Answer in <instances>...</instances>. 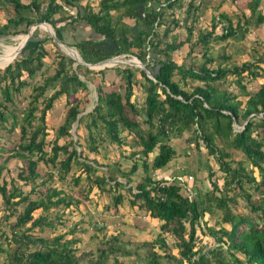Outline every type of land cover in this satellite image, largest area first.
<instances>
[{"label":"trees","instance_id":"16d2710c","mask_svg":"<svg viewBox=\"0 0 264 264\" xmlns=\"http://www.w3.org/2000/svg\"><path fill=\"white\" fill-rule=\"evenodd\" d=\"M78 1L0 0L1 6L5 4L11 10L0 25V36L25 33L29 25L44 22L61 42L73 46L84 62L96 63L110 56L130 54L145 64L153 78L138 69L142 77L138 81L128 66L109 67L108 74L103 71L106 68L95 70L99 74L91 79L96 92L95 105L90 111L78 115L82 109L76 93L86 90L81 100L88 102L86 81L89 78L84 76L94 71L82 64L73 67L74 60L61 54L53 42L54 58L47 61L49 51L44 44L50 41V36L44 34L38 38L34 35L29 52H19L10 62L5 59L8 63L0 68V127L6 128L5 123L8 122L7 129L16 128L19 134L15 148L10 149L9 156L4 159L17 157L24 165L14 177L7 179L1 176L5 165L0 163V197L6 208L13 206L10 214L15 213V220L9 224L8 234L16 244L10 252L0 248L5 251L3 264H103L110 256L116 263L118 255L130 254L128 248L115 241V236L98 241L94 252L75 246L80 237L66 238L65 234H74L76 223L66 233L51 237L30 232L35 227L42 230V227L50 225L46 215L33 217L34 210L44 211L57 205L67 208L76 203L77 198L54 184L43 187L44 180H40L41 186L37 190L30 189L36 193L35 198H30L15 185V180L26 183L41 177L39 163L53 165L59 151L66 153L58 161L56 169L59 172L57 177L63 180L69 172L71 159H78L79 153L71 140L70 150L66 144L58 145L56 141L62 136H70L69 129L74 122L77 123L76 128L80 124L86 128L90 152H97L94 143L99 140L113 142L117 146L126 144L121 136L123 131L132 135V143L139 148L129 153L132 161L128 170H120L119 173L130 181V175L140 169V178L133 186H127L130 192L128 206L146 210L151 218L160 222L159 234L150 242L137 245L148 249L144 264H163L161 258H172L177 264H264V83L247 94L243 103L236 94L214 85V82L225 81L227 75H232L244 90L240 84L244 77L264 78V68L257 66L258 63L264 65V53L254 61H244L231 67L206 66L212 61L208 55L209 40L242 37L249 25L264 24V14L257 8L259 0H249L246 6L249 14H242L234 24L226 14L220 13L219 20L225 21L226 25L215 36L214 25L210 30H197V35L193 36L194 27L187 18H195L196 6L194 0H187L181 22L187 33L185 39L177 43L164 39L171 31L168 24L178 25L177 18L171 13L179 0H98L96 9L89 1L83 6L77 5ZM161 2H164L163 6ZM71 7H75L73 14L54 16L65 10L69 12ZM122 17L133 19V24L124 23ZM165 17L169 20L165 21ZM118 22L121 27L116 26ZM82 23L90 32L74 38ZM162 24L164 29L159 33L156 29ZM192 37L193 42H190ZM185 42H190V46H201V61L184 66L172 60L171 52ZM10 52L8 49L2 51L3 54ZM188 52H191V47ZM79 72L85 80L79 78ZM116 76H119V81L113 88ZM186 78L195 80L197 84L191 89L181 87L185 82L182 80ZM25 86H30V92L25 106L17 113L16 101ZM137 90L143 95L140 106L134 100ZM46 91L50 93L46 94ZM61 95L72 96L73 100L67 99L70 105L50 142L46 138L45 112ZM233 124L242 127L233 132ZM184 132L189 133L187 141L193 143L194 148L202 145L206 154L213 157L221 172V186L212 179L214 170L211 167H207L206 172L209 188L202 193L195 191L191 196L180 193L178 180L172 178L166 182L160 177L158 170L165 167L175 154L169 139ZM216 139L221 146L216 144ZM228 149L240 152L243 158L234 160ZM134 156L138 157L135 159ZM246 163L250 167H246ZM80 165L89 180L95 165L85 162ZM254 169L258 180L252 175ZM103 173L90 180L99 191L104 190L102 186L106 183L121 185L110 172L108 175ZM47 176L51 177V174ZM79 178L80 173L72 176L77 189ZM111 186L107 185V189ZM81 189L78 192L84 191ZM85 189L84 198L89 186ZM122 194L117 192L113 195L114 209L120 205ZM204 215L213 217L214 224L207 225L208 219ZM19 227L23 230H18ZM162 233L174 238L172 246L176 247L177 256L169 252L170 245ZM205 234L212 243H200L198 235L203 237ZM2 235L5 237L7 233L2 232ZM95 253L97 257L93 259Z\"/></svg>","mask_w":264,"mask_h":264},{"label":"rangeland","instance_id":"374dc122","mask_svg":"<svg viewBox=\"0 0 264 264\" xmlns=\"http://www.w3.org/2000/svg\"><path fill=\"white\" fill-rule=\"evenodd\" d=\"M97 1L98 0H89V2H91L92 4L93 2H96V4L92 5L95 9L97 7ZM235 1L238 0H221L218 4L215 3V5L212 4V2H215L214 0H207L206 3H194L193 1V4L196 6V9L194 11L195 18H187V22H191L194 27L192 31L193 36L197 35V30H210L212 25H214L213 35L215 36L220 34L223 31L222 26L226 25L225 21L219 20L220 13L226 14V16L231 19L232 24H234L236 22V19L240 18L242 14L247 16L249 14V9L246 6L249 0H239L237 4L235 3ZM82 2L84 3L86 1L82 0ZM259 4H261L262 6L261 10L264 11V0H259ZM3 5L4 6L0 5V25L5 22L6 16L8 15L7 12L8 10H10V6L8 7L7 5L5 6V4ZM185 7L186 1L185 3H179L178 1L174 5L173 13L171 14L175 18H177L178 25L173 26L171 25V23L168 24V28L171 29V31L166 35L164 39L167 42L174 41L177 43L185 39L187 32L184 29L183 23H181L183 22V18L185 16ZM65 11L66 13L68 12L67 10ZM60 15H62V13H58L54 16L57 17ZM164 20L168 21L169 18L165 17ZM126 23L133 24V20H126ZM116 26L121 27L122 24L118 22ZM163 29L164 24L160 25L156 30L161 33ZM76 30L77 31L74 34V38H78L80 34H82L78 29ZM89 32L90 30L88 31V28H86L85 34L87 35ZM238 33H240V31H237V34ZM44 34L50 36L48 32H46L40 25L31 28L30 36L27 38L24 46L19 52H29V49L33 45V36L36 35L38 38H40ZM21 38L22 37L19 35L18 39L6 38L0 42V53H2L3 49H8L11 51L7 54H0V68L6 65L5 59H11L12 55L15 52L14 49L19 44ZM193 38L194 37L191 38L192 40H190V42H193ZM190 42L181 44L177 49L171 52V58L177 64L188 66L190 64H196V62L201 61V46L196 44L190 46ZM44 46L49 51V59L46 60L48 61L53 59L55 46L52 44V40L50 39V41H46ZM68 46L76 51L73 46ZM208 46V55L212 58V61L206 65L209 68H215L217 65L231 67L234 65H239L244 61H254L264 53V24L260 23L257 25H249L247 31L243 34L242 37H239V35H237L236 38L228 37L224 40H209ZM190 47L191 52H188ZM57 48L61 54L67 56L66 52H68V50L64 51L61 46H57ZM132 57L130 56V54H124L120 55L118 59L128 60ZM118 59H116V61ZM130 61L132 65L126 63H117L106 67L101 65L90 67V69L93 70L94 73H86V76H84L89 78V80L86 81L88 87V102L84 103L83 99L81 100V97L83 96V93L86 92V90H81L80 92L76 93V98H79L81 101L79 103V108L82 109V111L78 115L90 111V109L95 105L96 92L91 81L93 77L99 76V74L95 70L102 69L103 67L106 68L103 71H109V67H113L115 65H118L121 68L124 66H128L130 71L134 74L135 78H137L138 81L142 80V77L138 72V69L140 68L137 67L140 64L135 58L131 59ZM74 66L75 63H73V67ZM257 66H259L260 69L264 68V65L262 63H258ZM51 67L52 66H50V68ZM51 71L52 69H50L49 72ZM242 74L244 75L245 73ZM78 76L80 79L85 80L80 72L78 73ZM176 78L177 76L174 77V79ZM118 81L119 78L114 79L113 88L116 87L115 85ZM182 81L185 82L183 84L181 83V87L186 89H191L193 85L197 84L195 80L188 78L183 79ZM261 83H264V78H249L246 76L240 81V84L244 86V90H241L239 84L236 83L235 77L232 75H227L225 81H216L214 82V85L218 86L220 89H227L228 91L236 94V98L239 99L241 103H243L246 99L247 94H251L258 88L259 84ZM29 92L30 86H25L21 89L20 95L16 101V105L18 108L17 113L19 109L25 106ZM45 93L49 94L50 91H46ZM68 98L65 95L57 97L52 101L51 108L45 112L44 120L47 128L46 138L47 140H50V142L55 134L57 127L62 123L66 110L70 105L69 103H67V99L70 101L73 100L72 96ZM142 98L143 95L140 94L138 90L134 92V100L137 106H140ZM5 125L6 128L0 127V163H4L5 165L1 171V176L8 179L9 177L15 176L16 171L24 165V162L17 157L4 159L5 157L9 156L8 154L10 152V149L15 148V145L17 144V137L19 134L16 128L7 129L9 128L8 122H6ZM76 125L77 123L74 122L72 127L69 129L70 136H62L56 141L58 145L66 144L67 150H70L72 146L69 145V142L71 140L72 143H75L74 146L77 150V153H79L78 159H71L69 172L66 173V175L63 177V180L57 177L59 172L57 173L56 171V169L58 168V161L60 159L62 160L66 155V153L63 151L58 152L53 165L47 163V165L44 166L43 164L39 163L38 169L41 172V177H36L32 181L26 183H24L22 180H15V185L22 192L27 193L30 198H35L36 193L31 192L30 189L37 190V188L41 186L40 180L45 181L43 187L54 184L56 188L63 189L64 192L69 196L77 198V202L73 203L72 206L67 208L63 207L62 205H57L51 206L44 211H42L41 209L34 210L32 212L33 217H36L38 215H46V220L50 222V225L42 227V230H38L37 227H35L34 230L30 232L34 235L51 237L58 233H66L70 229V226L73 223H76L75 233L65 234L66 238L72 236L80 237V242L78 244L76 243L75 246H78L79 248H83L85 250L91 249L94 252L95 246L98 244V241H103L110 236H115V241L118 243H122L130 251L129 255H118V262L116 263L121 262V264H144V255L148 249L147 247H139L137 245L140 242H150L151 240H153L159 234L158 232L160 222L157 221L158 223L155 222L152 224V219L149 216L148 211L139 209L138 207L128 206L130 192L127 191V186H133L136 180L140 178V169L130 175V181H126V179L124 177H121L119 173L120 170H122L123 172L128 170L132 161L129 153L132 150H137L139 148L136 147L134 143H132V135L126 134V131H123L121 133V136H123V140L126 142V144L117 146L116 143H109L107 141L99 140L94 143V145L97 146V152H90L87 147L88 140L86 138V128L83 126V124L78 125L77 128ZM142 127H144V125ZM238 129L239 127L234 125L232 131L234 132ZM93 133L94 135L96 134L94 131ZM188 136L189 133L184 132L181 136H172L169 139V143L174 148L175 154L165 167L158 170L160 172V176H166L168 179L174 178L175 180L181 182V194H185L187 188L193 194L195 193V191L202 193L205 189L209 188L206 172L207 167H211V169L214 170L212 179L216 180L217 184L221 186V172L219 171L217 164L213 160V157L206 154V151L202 145H200L199 148H194L193 143L187 141ZM215 142L218 146L222 145L218 139H216ZM46 149L48 150L49 147ZM228 150H230V155L234 160L243 158L240 152L231 149ZM148 156V159L151 158V154ZM137 157L138 156H134L135 159ZM6 160L8 161L5 162ZM81 162L95 165L96 169L94 172H90L89 180H87L85 177L84 169L81 168L80 165ZM246 167H250V165L246 163ZM103 171L107 175L110 172L116 178V180L120 182L121 185L111 186L112 183H106L102 186L104 190L99 191V189L94 185V182L90 180L94 177V175L102 176L104 174ZM78 173H80V178L77 181V184L80 190H82L81 188H83V190L86 191V186H89V191L86 194V198L82 197L86 192H80V190L78 192L79 188L77 189L72 179V176H75ZM47 174H51V177H48ZM252 175L256 180L259 179L255 169L252 171ZM107 185H110L111 187L107 189ZM117 192H119L120 194L123 193V199L121 200L120 205L116 207L117 209H114L112 206V197L114 194H117ZM254 197L256 198V195H253V198ZM238 204H240L239 201ZM12 207L9 206V208H6V205L3 204V201L0 197V235L2 232L7 233L5 237L3 235L0 236V248H3V250H7L9 252L12 251L16 245L13 241H11V238L8 234L10 233L9 224L15 220V213L10 214V210L12 209ZM16 208L19 209L20 207L16 206ZM238 210H240V207H238ZM204 218L208 219L207 225L214 224L215 222V219H213V217L208 218L207 215H204ZM96 221L99 222L97 229L95 225ZM18 230H23V228L19 227ZM162 235L165 238V241H167L170 245L168 248L169 252L174 257L177 256V249L176 247L172 246L174 238L167 233H162ZM198 238L201 240V244H206L208 241L212 243V241L209 240V236L206 234L203 235V237H199L198 235ZM154 250L162 254L160 250L155 248ZM4 252L5 251H2V249H0V264H3L5 256ZM95 257H97V253L93 255V259ZM160 261L163 264H177L176 260L172 258H161ZM116 263H114L113 257L110 256L103 264ZM81 264L86 263L83 262ZM183 264L185 263L183 262Z\"/></svg>","mask_w":264,"mask_h":264},{"label":"water","instance_id":"95a60500","mask_svg":"<svg viewBox=\"0 0 264 264\" xmlns=\"http://www.w3.org/2000/svg\"><path fill=\"white\" fill-rule=\"evenodd\" d=\"M37 25H40L41 27H43L44 28V30L46 31V32H48V34L50 35V37H51V40H52V42L53 43H55L58 47H64V48H67L69 51H71V53H73V55H70V54H67L66 53V55L68 56V57H70L71 59H73L74 60V62H75V64H82V65H84V66H86V67H88V68H90V67H93V66H95V65H97V66H111V65H114V64H117V63H126V64H129V65H132V63H131V59H128V60H120V59H118V57L120 56V55H122V54H119V55H115V56H110V57H108V58H105V59H102V60H100V61H98V62H96V63H86V62H84L82 59H81V57L78 55V53L74 50V49H72L70 46H68V45H66L65 43H63V42H61L54 34H53V32L51 31V29L47 26V24L46 23H44V22H40V23H33V24H31V25H29L28 27H27V29H26V32L25 33H19V34H14V35H5V36H1L0 38H2V37H8V39H13L15 36H17V35H20V34H24L25 36H26V39L25 40H23L22 42H20L18 45H17V50H16V52L14 53V55H12V57H11V59L9 60V61H11L17 54H18V52L21 50V48L24 46V44H25V42H26V40H27V38L30 36V32H31V28H33V27H35V26H37ZM133 58H135L137 61H138V63L140 64L139 66H137L138 68H140L145 74H146V76L147 77H149V78H153L152 77V73L150 72V70L145 66V64L143 63V62H141L139 59H137L136 57H133ZM116 59H118L117 61H116ZM8 61V62H9ZM8 62H6V64L8 63ZM78 117V116H77ZM233 126H234V124H233ZM242 126H240L239 128H241Z\"/></svg>","mask_w":264,"mask_h":264},{"label":"crops","instance_id":"0c3cea01","mask_svg":"<svg viewBox=\"0 0 264 264\" xmlns=\"http://www.w3.org/2000/svg\"><path fill=\"white\" fill-rule=\"evenodd\" d=\"M84 1H86V2H88L89 0H84ZM185 1H187V0H179V3H185ZM215 2H212V4H214L215 5V3L216 4H218L221 0H214ZM239 1V0H238ZM238 1H235V3L237 4V2ZM86 2H82V0H79L78 2H77V5H79V6H83ZM200 3V2H204V3H206L207 2V0H201V1H199V0H194V3ZM83 3V4H82ZM92 4V3H91ZM93 4H96V2H93ZM92 4V5H93ZM207 5H208V3H207ZM206 5V6H207ZM261 4H259V6L257 7L258 8V10H260L261 11V13L262 14H264V11H262L261 10ZM73 8V9H72ZM74 11H75V7H71V9L69 10V13L67 12H62V14L63 15H67V14H73L74 13ZM129 19H131V18H128V17H122V21L124 22V23H126V20H129ZM133 20V19H132ZM134 22V21H133ZM129 25H132V24H129ZM80 26H81V30H80V32L85 36L86 34H85V29L86 28H88L87 27V25L86 24H84V23H82V24H80ZM89 31V30H88ZM106 72H108V71H105V73ZM109 73V72H108ZM108 73H106V74H108ZM119 78V76H116L114 79H118ZM152 219V221H151V223L153 224V223H155V222H157L158 220H156V219H154V218H151ZM158 223V222H157Z\"/></svg>","mask_w":264,"mask_h":264},{"label":"bare ground","instance_id":"6f19581e","mask_svg":"<svg viewBox=\"0 0 264 264\" xmlns=\"http://www.w3.org/2000/svg\"><path fill=\"white\" fill-rule=\"evenodd\" d=\"M48 26V25H47ZM49 27V26H48ZM20 36L22 37L21 38V40H20V42H22L23 40H25L26 39V36L24 35V34H20ZM18 37H19V35H17V36H15L13 39H18ZM6 38H8V37H2V38H0V42L3 40V39H6ZM19 42V43H20ZM62 48H63V50L64 51H66V50H68L67 48L65 49L63 46H62ZM12 50V49H11ZM16 50H17V46H16V48L14 49V51L16 52ZM14 52V53H15ZM67 54H70V55H73V53H71V51H69L68 50V52H66ZM14 55V54H13Z\"/></svg>","mask_w":264,"mask_h":264},{"label":"clouds","instance_id":"9594fccd","mask_svg":"<svg viewBox=\"0 0 264 264\" xmlns=\"http://www.w3.org/2000/svg\"><path fill=\"white\" fill-rule=\"evenodd\" d=\"M118 55H119V54H118ZM122 55H124V54H122ZM126 55H129V54H126ZM130 56L132 57L133 55H130ZM133 57H135V56H133ZM133 57H132L131 59H133ZM104 67H106V66H104ZM102 68H103V67H102ZM240 129H241V128H239L238 130H240ZM160 177H161V176H160ZM164 177H166V176H164ZM161 178L164 179V181H166V182L172 180V179H170V178H169V179H170V180H169L167 177H166V179L163 178V177H161ZM180 183H181V182H180ZM182 185H183V184H182ZM181 189H182V187H181ZM183 195L191 196V195H192V192L187 188V189H186V193H185V194L183 193Z\"/></svg>","mask_w":264,"mask_h":264},{"label":"built area","instance_id":"2783aa9c","mask_svg":"<svg viewBox=\"0 0 264 264\" xmlns=\"http://www.w3.org/2000/svg\"><path fill=\"white\" fill-rule=\"evenodd\" d=\"M161 5L163 6V5H164V2H161ZM163 178H165V179H166V177H163Z\"/></svg>","mask_w":264,"mask_h":264}]
</instances>
